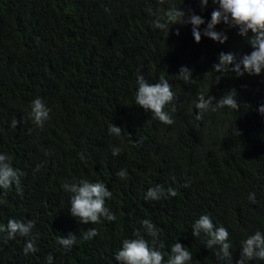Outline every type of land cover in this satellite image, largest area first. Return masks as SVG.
<instances>
[{
  "label": "trees",
  "instance_id": "16d2710c",
  "mask_svg": "<svg viewBox=\"0 0 264 264\" xmlns=\"http://www.w3.org/2000/svg\"><path fill=\"white\" fill-rule=\"evenodd\" d=\"M182 4L0 0V151L25 173L23 198L15 187L0 190V223L9 218L34 221L38 249L25 256L27 238L17 235L5 243L0 234V264H45L49 253L54 264H120L113 254L145 218L162 230V251L179 240L193 253L192 264H217L203 236L192 235V223L204 213L228 228L235 264L241 239L264 231V115L258 111L264 104V74L237 77L213 69L221 51H252L236 27L216 26L228 35L223 44L207 37L196 43L191 25L154 28L158 10ZM182 7L207 21L216 6L209 0L202 10L198 0H184ZM181 65L192 70L189 82L178 74ZM138 74L149 83L161 74L168 79L175 93L165 107L171 125L135 104ZM230 90L237 95L238 110L226 106L198 113L199 92L219 99ZM37 96L51 108L43 127L28 116ZM13 119L16 128L10 126ZM112 124L121 128L118 136L108 134ZM141 137L137 146L133 141ZM116 146L122 151L113 156ZM120 169L127 170L124 179L116 175ZM81 177L100 180L112 191L105 205L115 221L83 224L70 214L69 194L61 185ZM156 184L171 185L177 195L145 200ZM250 192L256 203L249 201ZM91 227L99 234L83 240L81 234ZM70 232L77 243L65 251L56 237Z\"/></svg>",
  "mask_w": 264,
  "mask_h": 264
},
{
  "label": "clouds",
  "instance_id": "9594fccd",
  "mask_svg": "<svg viewBox=\"0 0 264 264\" xmlns=\"http://www.w3.org/2000/svg\"><path fill=\"white\" fill-rule=\"evenodd\" d=\"M198 3L203 10L208 6L209 0H198ZM211 3L216 7L207 21L193 9L183 8V0L180 7L171 6L163 11L158 10L155 13L153 26L155 29L166 30L169 25H191L192 36L196 43H199L202 37H207L220 44L227 42L228 35L223 31H218L216 26L225 23L236 27L238 34L251 46L252 51L243 55L221 51L213 69L221 73L232 72L237 77L244 74L256 76L264 74V0H211ZM177 35H179V30H177ZM178 74L185 82H189L192 78V70L186 65H181ZM135 83V104L150 111L152 117L159 122L171 125L173 119L165 107L173 102L175 93L168 79L161 74L157 82L149 83L143 74H138ZM226 106L237 110L239 108L237 95L231 90L219 99L212 95H206L203 91L197 94L195 108L199 109L198 113L216 112ZM171 111H175L174 105ZM258 111L264 115V104L259 106ZM50 113L51 108L43 98L37 96L31 100L28 116L32 123L43 127L44 122L50 119ZM17 124V119H13L10 126L16 128ZM121 131V128L115 124L108 128L109 135L118 136ZM143 139L141 137L133 142L139 146ZM121 151L119 146L111 149L113 156L120 155ZM80 159L87 163L83 153H80ZM39 167L40 165H37L34 171ZM23 175L25 173L13 165V157L7 152L0 151V190L6 192L15 187L16 193L23 198L24 190L21 186ZM116 175L124 179L127 176V170L120 169ZM187 186L188 183L185 182L184 187ZM61 187L64 192L69 194L70 214L81 223L91 222L95 225L101 223L102 218L109 222L116 220V215L105 205L106 199H111L113 193L104 182L91 181L81 177L71 182L66 181ZM176 195L177 189L171 185L165 187L162 184H156L148 188L144 199L160 200ZM248 199L250 202L256 203L255 192H250ZM140 225L143 234H141V229H137L131 238H123L120 248L113 254L116 261L120 264H192L193 253L189 247L178 240L170 245L168 252H164L162 251L164 243L160 240L162 230L147 218L142 219ZM34 226L35 223L32 220L25 222L9 218L6 224L0 223V234H3L5 243L14 240L17 235L27 238L22 249L23 254L27 256L38 251L35 244L37 237L32 236ZM191 229L194 237L201 238L203 236V244L215 254L217 264H232V244L226 226L214 223L212 217L204 213L195 219ZM98 234V229L91 227L83 231L81 237L87 241ZM145 236L150 239H146ZM56 243L65 251H70L77 243L76 235L70 232L67 236H57ZM253 260L264 261V231L259 229L241 239L240 258L235 264H251ZM45 264H54L51 253L46 256Z\"/></svg>",
  "mask_w": 264,
  "mask_h": 264
}]
</instances>
